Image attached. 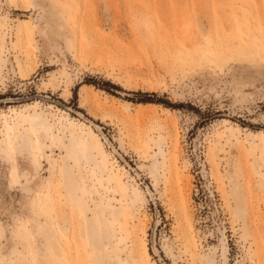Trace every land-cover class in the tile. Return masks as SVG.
<instances>
[{
	"label": "rangeland",
	"instance_id": "obj_1",
	"mask_svg": "<svg viewBox=\"0 0 264 264\" xmlns=\"http://www.w3.org/2000/svg\"><path fill=\"white\" fill-rule=\"evenodd\" d=\"M23 19L33 41L17 33ZM0 59V138L14 111L37 110L54 139L61 125L94 130L108 165L103 178L75 160L86 205L73 208L59 194L62 149L36 170L32 148L0 150V264H93L96 247L74 235L85 214L99 218L100 195L126 213L98 249L107 264H264V0H0ZM231 127L242 131L226 144ZM158 138L167 177L155 186L142 151ZM111 177L145 200L131 209Z\"/></svg>",
	"mask_w": 264,
	"mask_h": 264
},
{
	"label": "bare ground",
	"instance_id": "obj_2",
	"mask_svg": "<svg viewBox=\"0 0 264 264\" xmlns=\"http://www.w3.org/2000/svg\"><path fill=\"white\" fill-rule=\"evenodd\" d=\"M28 1L29 3H31V1L33 2V0ZM21 26L23 29H19L17 33L22 35L24 32V34L29 36L30 41H33L34 34L36 32V25L28 19H23L21 20ZM31 51L32 49L29 48L28 52ZM2 65L3 60L0 59V67ZM22 74L24 75V73ZM126 104L128 105L129 102H126ZM13 113H16V117L14 118L12 124L9 125V132L7 135L0 138V150L4 154L10 156V147L18 151L23 148H32V152L36 151V153H32L30 162H32V165L36 170L40 166V159L48 158L50 155L48 154L47 149H51L53 147L52 144L55 147L62 149V165L60 168V175L63 178L64 185L59 191V194L65 199H68L73 208H75L77 205H86L85 195L80 191L79 179L75 175V170L77 168L75 160L86 161L93 165L94 171L97 172L99 176L104 178V176L107 174V159L104 158L101 152L98 151L93 144L92 139L98 137L96 132L91 129L86 131L78 130V128L74 125H61L59 129L61 136L60 139L57 140L53 138L56 136L55 132L53 131L54 122L51 120L49 114H43L37 110L27 111L26 108H23L18 112L14 111ZM235 129H238V133H241L242 131L240 128H229L226 144L233 142V139L230 138L233 136V130ZM252 134L253 133L251 132L245 133L246 140L251 146L261 149L263 146L259 143H256L254 138H251ZM33 136L36 137L35 140L33 139ZM50 139L52 141L48 143ZM235 141L241 143V136H235ZM154 144L157 150L150 151L145 147L142 151V157L145 159H152L150 175L154 181V185L156 186L159 181V176L164 177L165 179L167 177L165 173L166 151L163 148L162 142L159 138L154 140ZM73 161L74 163H72ZM259 174L264 176V174L260 172ZM22 176L26 178V174H22ZM110 181L114 184L112 186L113 192L124 198L127 205L131 209H135V203L137 200H145V196L136 189L134 184L127 183L126 185H123L117 178L114 177H111ZM13 182H20L18 175L14 172L12 173V183ZM128 189H131V191ZM100 199L103 200L104 203L102 205L99 218L96 219L93 215L90 216L85 214L83 222L78 223L76 226L77 228L75 229L74 235L76 240L83 238L85 239L87 245L90 243V245L93 244L96 247L97 252L93 258V264H107V258L103 256L98 249L102 248L104 244H108L110 247H113L114 239L117 238V232L114 228H112V224L117 223L124 225L126 222V213L124 208L112 206V197H107L105 199L104 196L100 195ZM233 203V209L237 214L241 215L244 213V203L240 195L233 196ZM45 224V221L39 223L37 227L38 233L44 229ZM63 231L64 234H68L69 227L64 225ZM54 240L55 246L57 248L56 250H58L60 254H64L66 257H69L70 253L68 252L69 250H67L66 246L67 241L60 238L57 234H54ZM68 248L71 249L70 247ZM145 254L147 256L149 255L146 248ZM108 259L111 260L113 257L110 256ZM210 261H213V259L210 258Z\"/></svg>",
	"mask_w": 264,
	"mask_h": 264
},
{
	"label": "built area",
	"instance_id": "obj_3",
	"mask_svg": "<svg viewBox=\"0 0 264 264\" xmlns=\"http://www.w3.org/2000/svg\"><path fill=\"white\" fill-rule=\"evenodd\" d=\"M187 132H188V130H183L182 129V131H181V134H180V136H181V139H183V142L186 144L187 143ZM200 154H204V147H203V145H202V150H201V152H200Z\"/></svg>",
	"mask_w": 264,
	"mask_h": 264
},
{
	"label": "trees",
	"instance_id": "obj_4",
	"mask_svg": "<svg viewBox=\"0 0 264 264\" xmlns=\"http://www.w3.org/2000/svg\"><path fill=\"white\" fill-rule=\"evenodd\" d=\"M144 101H146V100H144Z\"/></svg>",
	"mask_w": 264,
	"mask_h": 264
}]
</instances>
